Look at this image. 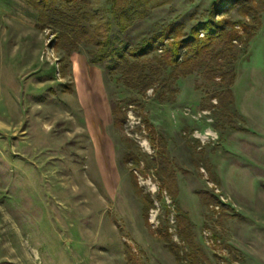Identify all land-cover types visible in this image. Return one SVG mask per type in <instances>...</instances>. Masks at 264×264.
Masks as SVG:
<instances>
[{
	"label": "rangeland",
	"instance_id": "1",
	"mask_svg": "<svg viewBox=\"0 0 264 264\" xmlns=\"http://www.w3.org/2000/svg\"><path fill=\"white\" fill-rule=\"evenodd\" d=\"M224 1L214 21L255 29L246 44L236 26L227 79L174 83L170 38L148 57L160 72L141 93L93 64L94 47L69 54L34 9L0 0V264H264V11ZM111 2L71 8L90 29L111 23L115 47L136 48L170 24L190 37L215 0H148L126 32Z\"/></svg>",
	"mask_w": 264,
	"mask_h": 264
},
{
	"label": "trees",
	"instance_id": "2",
	"mask_svg": "<svg viewBox=\"0 0 264 264\" xmlns=\"http://www.w3.org/2000/svg\"><path fill=\"white\" fill-rule=\"evenodd\" d=\"M38 13V26L54 27L60 32V38L68 47V53L77 52L81 45H90L95 48L92 53V63L102 65L107 63L111 75H119V81L129 89L146 93L156 84V76L160 67H154L153 59H148L158 51L166 47V41L170 38H177L172 46V55L168 58L167 64L173 68L172 79L177 82L180 78H186L196 72H202L212 79L222 78L226 80L228 75L225 72L222 62L226 60L228 53L234 50L233 43L243 40L237 31L236 26H242L246 32V44L254 33L242 22L227 23L229 29L223 22H216L214 18L223 12L226 7L224 0H215L212 5L210 20L194 26L191 36L185 38L182 24H170L160 32L145 39L136 48L115 47L110 36L111 23L98 25L90 29L82 24L78 15L72 12L71 3L73 0H21ZM148 0H112L111 14L114 17L116 26L121 32H126L133 24L145 16L141 9L146 6ZM261 12L264 11V0H260ZM259 2H256L259 4ZM239 14L244 18L254 14L256 21L257 10L254 5H248L237 1ZM258 20V19H257ZM259 21V20H258ZM257 22V21H256ZM259 24V22H257ZM201 31L205 36L200 38ZM189 50L190 56L179 63L180 52ZM235 76L230 80L233 84ZM177 93L170 88L169 93H162L160 100L165 102L171 94ZM115 104L112 105V113L115 116V126H120L123 121L118 120V111ZM150 204V201H146ZM147 216V215H146Z\"/></svg>",
	"mask_w": 264,
	"mask_h": 264
},
{
	"label": "crops",
	"instance_id": "3",
	"mask_svg": "<svg viewBox=\"0 0 264 264\" xmlns=\"http://www.w3.org/2000/svg\"><path fill=\"white\" fill-rule=\"evenodd\" d=\"M36 19H38V13H37V16L34 19V25H36V23H37V20ZM27 25L30 26L31 24H27Z\"/></svg>",
	"mask_w": 264,
	"mask_h": 264
}]
</instances>
